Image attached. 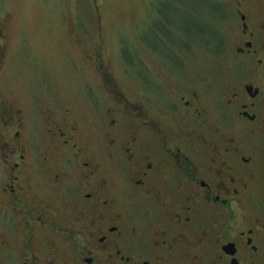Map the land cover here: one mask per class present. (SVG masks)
<instances>
[{
    "label": "flooded vegetation",
    "instance_id": "obj_1",
    "mask_svg": "<svg viewBox=\"0 0 264 264\" xmlns=\"http://www.w3.org/2000/svg\"><path fill=\"white\" fill-rule=\"evenodd\" d=\"M213 12V75L170 48L131 91L94 49L91 129L65 104L34 141L0 98V264H264V0Z\"/></svg>",
    "mask_w": 264,
    "mask_h": 264
},
{
    "label": "rangeland",
    "instance_id": "obj_2",
    "mask_svg": "<svg viewBox=\"0 0 264 264\" xmlns=\"http://www.w3.org/2000/svg\"><path fill=\"white\" fill-rule=\"evenodd\" d=\"M216 1L0 0V98L22 109L30 137L41 141L43 113L56 115L65 104L92 128L90 86L100 99L107 97L89 58L94 49L120 84L133 83L131 91L137 83L133 61L166 78L170 48L187 74L213 75L227 49L215 31Z\"/></svg>",
    "mask_w": 264,
    "mask_h": 264
}]
</instances>
